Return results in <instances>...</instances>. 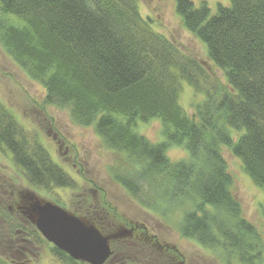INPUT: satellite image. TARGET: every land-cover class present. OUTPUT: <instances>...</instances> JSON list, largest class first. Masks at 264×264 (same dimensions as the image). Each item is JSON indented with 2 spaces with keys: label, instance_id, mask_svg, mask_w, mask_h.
Wrapping results in <instances>:
<instances>
[{
  "label": "trees",
  "instance_id": "obj_1",
  "mask_svg": "<svg viewBox=\"0 0 264 264\" xmlns=\"http://www.w3.org/2000/svg\"><path fill=\"white\" fill-rule=\"evenodd\" d=\"M174 5L231 91L155 31L138 0H0V44L43 85L45 104L66 108L75 123L92 126L119 153L110 174L133 200L164 220L177 214L174 226L182 238L239 264H264V240L231 192L219 148L228 147L246 175L264 187V0L218 2L215 12L205 0ZM182 80L205 94L193 115L179 102ZM154 119L161 121L159 142L135 129ZM172 146L187 150V157L172 161ZM6 150L32 189L50 194L73 186L0 101V154ZM0 215L10 231L49 242L35 218L12 221L1 208ZM51 249L66 264L86 263L53 244ZM0 264L11 263L0 257Z\"/></svg>",
  "mask_w": 264,
  "mask_h": 264
},
{
  "label": "rangeland",
  "instance_id": "obj_2",
  "mask_svg": "<svg viewBox=\"0 0 264 264\" xmlns=\"http://www.w3.org/2000/svg\"><path fill=\"white\" fill-rule=\"evenodd\" d=\"M192 1L198 5L203 0ZM205 1L211 12H215L218 2L227 3V0ZM138 4L142 18L149 21L155 31L195 58L214 80L231 91L222 70L209 59L206 44L183 26L175 13L174 0H138ZM13 20L19 22L15 17ZM180 87L179 102L193 115L195 104L201 102L205 94L195 92L183 80ZM45 93L43 85L32 79L0 44V101L30 138L39 139L51 158L70 176L73 185L55 188L50 194L32 189L6 150L0 154V208L13 217L12 221L19 218L26 223L35 218L37 205L51 202L85 224L97 227L108 238L110 253L103 264H239L231 256L177 234L174 226L177 214L164 220L133 200L110 174L119 153L108 149L92 126L75 123L66 108L45 104ZM135 129L152 142L164 139L161 121L157 119L139 121ZM219 148L232 177L231 192L240 203L243 216L254 224L264 240L261 209L264 187L257 186L246 175L241 160L228 147ZM187 155L182 147L172 146L167 150L172 161L183 160ZM9 231L0 215V257L9 263L66 264L52 251V243H36L18 230ZM121 241L124 246L118 245Z\"/></svg>",
  "mask_w": 264,
  "mask_h": 264
},
{
  "label": "water",
  "instance_id": "obj_3",
  "mask_svg": "<svg viewBox=\"0 0 264 264\" xmlns=\"http://www.w3.org/2000/svg\"><path fill=\"white\" fill-rule=\"evenodd\" d=\"M35 224L44 238L75 260L103 264L110 253L108 238L95 227L50 202L35 207Z\"/></svg>",
  "mask_w": 264,
  "mask_h": 264
}]
</instances>
